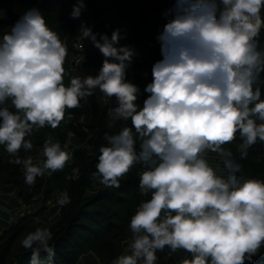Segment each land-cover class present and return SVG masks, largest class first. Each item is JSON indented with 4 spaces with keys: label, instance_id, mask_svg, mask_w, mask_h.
Here are the masks:
<instances>
[{
    "label": "clouds",
    "instance_id": "9594fccd",
    "mask_svg": "<svg viewBox=\"0 0 264 264\" xmlns=\"http://www.w3.org/2000/svg\"><path fill=\"white\" fill-rule=\"evenodd\" d=\"M71 8L69 16L80 19L86 0ZM164 15L161 58L141 89L128 76L140 51L120 43L119 27L109 36L80 19L82 50L91 41L103 59L95 74L66 82L67 41L39 7L24 11L0 35V144L13 154L33 149L34 129L57 128L67 109L99 91L115 101L108 127L117 130L105 132L92 175L119 188L139 166L137 190L146 197L128 222L131 250L110 264H158L166 248L163 259L184 250L177 264H258L264 177L249 175L243 161L264 145V0H174ZM41 152L37 163L11 157L28 185L64 169L72 155L51 136ZM209 153L217 154L215 165ZM71 199L64 189L57 203ZM53 238L43 225L23 236L29 264H56Z\"/></svg>",
    "mask_w": 264,
    "mask_h": 264
},
{
    "label": "trees",
    "instance_id": "16d2710c",
    "mask_svg": "<svg viewBox=\"0 0 264 264\" xmlns=\"http://www.w3.org/2000/svg\"><path fill=\"white\" fill-rule=\"evenodd\" d=\"M73 3L75 0H0L3 12L0 15V35L10 31L12 24L28 8L39 7L48 24L67 41L68 56L64 65L67 82L71 75L95 74L103 59L95 48L75 65L74 43L79 34L80 19L94 25V31L107 32L109 36L114 28L119 27L126 34L120 43L134 44L140 51L138 57L146 60L144 71L134 67L128 72L129 78L143 89L144 84L152 78V63L161 58L160 46L150 47L148 38L156 40L157 26H163L160 21L161 9L169 8L174 0H86L87 8L80 19L69 16ZM145 73L148 75L145 76ZM146 95L144 93L140 97L141 102ZM114 103V99H105L97 91L82 102L81 107L67 109L57 128L34 129L30 134L35 145L33 149L26 151L21 148L13 154L0 144V174L5 175L7 183L3 194L0 193V197L3 196L0 202L11 209L9 212L0 207V226L4 225L0 229V264H29L31 250L25 249L20 240L38 224H45L52 218L55 219L50 225L54 232L51 243L56 249V264H80L81 258L90 252L103 264H110L114 256L123 252V247L131 245L128 222L136 205L146 198L137 190L139 166H134L121 178L119 188H109L92 175L98 147L106 142L105 132L117 130L108 127V108ZM49 136L58 139L72 155L64 169L51 176H38L34 185H28L24 181L23 166L13 163L11 157L31 155L34 163L41 162L43 141ZM243 163L249 175L264 177V145L257 144L250 148ZM64 189L68 190L72 199L70 204L60 206L57 199ZM14 194L18 195L19 200ZM37 203H41L37 210L13 219V211L18 206ZM167 251V248L158 251L157 255L161 257L158 264H177L185 255L181 249L168 259H163ZM45 255L42 251L41 256ZM257 261L264 264V258L257 257Z\"/></svg>",
    "mask_w": 264,
    "mask_h": 264
},
{
    "label": "rangeland",
    "instance_id": "374dc122",
    "mask_svg": "<svg viewBox=\"0 0 264 264\" xmlns=\"http://www.w3.org/2000/svg\"><path fill=\"white\" fill-rule=\"evenodd\" d=\"M2 13H3V12H2V10L0 9V15H1ZM158 27H159V30H158V32H159V31L162 29V25L159 24V25L157 26V28H158ZM158 32H157V31L155 32V37H157ZM140 59H142V60L139 62L138 60H140ZM136 60H137V61H136V64H137V65H135V63H133V65L131 66V68H134V67H135V68H138V69L144 71V70H145V65H144V63H146V60L143 61V57H142V58L138 57ZM2 146H4V144H2ZM6 185H7V183L5 182V175H4V174H0V193H1V194H3V191H4L5 187H6ZM14 195H15V198H16L17 200H19L18 195H17V194H14ZM40 205H41V203H37V204H33V205H23V206H21V207L15 209V210L13 211V219H17L18 217L23 216V215H25L26 213H28V212H30V211H35V210H37V209L40 207ZM0 207H1L2 209H4V210H9V207L3 206V205H1V204H0ZM54 219H55V218H52L49 222H47V223H45V224H44V223H40V224H38L37 226H39V225H43V226H48V227H50V225L53 223L52 220H54ZM37 226H36V227H37ZM3 227H4V225H1V226H0V229L3 228ZM127 249H129L127 246L123 247V252L128 251ZM85 255H89V257L93 258V259H94V264H103V263L99 260V258H98L93 252H90L89 254H85ZM85 255H84V256H85ZM80 264H84V261L81 260V261H80Z\"/></svg>",
    "mask_w": 264,
    "mask_h": 264
},
{
    "label": "built area",
    "instance_id": "2783aa9c",
    "mask_svg": "<svg viewBox=\"0 0 264 264\" xmlns=\"http://www.w3.org/2000/svg\"><path fill=\"white\" fill-rule=\"evenodd\" d=\"M166 9H168V8L163 7L161 9V12H160V21L162 22V24H164L166 19H167V17L164 15ZM79 35L80 34H78V36L75 40V43H74V46L76 48L75 65H78L79 63H81L83 61V59L85 58L86 54L95 49V47L92 45L91 41H85V46H84V49L82 50L81 45H80V41H79ZM148 45L150 47L156 46V45L160 46L157 39L154 41L151 38H148Z\"/></svg>",
    "mask_w": 264,
    "mask_h": 264
},
{
    "label": "crops",
    "instance_id": "0c3cea01",
    "mask_svg": "<svg viewBox=\"0 0 264 264\" xmlns=\"http://www.w3.org/2000/svg\"><path fill=\"white\" fill-rule=\"evenodd\" d=\"M209 159H210V162H212L214 165L218 162V156H217V154H215V153H209ZM0 198H1V200H2V199H3V196L0 197ZM0 204L3 205V206H6V205L2 204V202H0ZM9 206H10V205H9ZM6 207H8V206H6ZM19 207H21V206H18L17 208H19ZM17 208H16V209H17ZM7 211L10 212L11 209L9 208V210H7ZM127 247L130 248V245H128ZM81 260L84 261V264H94V259L91 258V257H89V255H85V256H83V257L81 258Z\"/></svg>",
    "mask_w": 264,
    "mask_h": 264
}]
</instances>
